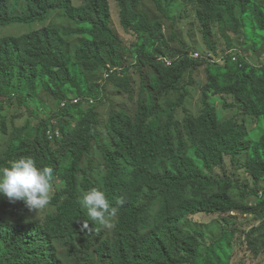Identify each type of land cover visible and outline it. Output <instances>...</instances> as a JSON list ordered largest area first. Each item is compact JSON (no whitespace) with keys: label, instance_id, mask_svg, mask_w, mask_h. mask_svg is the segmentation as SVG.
<instances>
[{"label":"trees","instance_id":"obj_1","mask_svg":"<svg viewBox=\"0 0 264 264\" xmlns=\"http://www.w3.org/2000/svg\"><path fill=\"white\" fill-rule=\"evenodd\" d=\"M143 1L117 0L122 26L138 37L137 44L130 47L112 26L110 0H86L82 6L75 5L74 0H0V27L42 23L50 12L63 10L78 27L68 34L85 38L75 59L65 55V42L58 27L19 38H0V99L11 101L16 97L20 101L23 88L27 96L33 98L39 84L60 108L56 115L46 114L47 118L36 119L38 131L32 138H23L27 127L14 131L13 144L6 158L0 160L2 169L10 166L12 160L33 157L39 168L53 167L54 182L60 181L52 201L56 214L48 215L43 225L27 220L21 212L27 210L23 201L16 202L21 210L11 216L13 222L0 216V264H63L55 244L66 247L72 257L76 256V242L81 240L83 245L89 234L81 230V224L90 222V218L81 205L79 187L84 192L97 187L90 177L94 170L91 155L95 145L103 155L107 173L103 192L113 206L121 197L126 201L115 217L113 237L99 235L87 250H81L85 256L95 247L94 253L101 264H200V239L183 233L179 226L186 218L224 216L235 211L253 215L255 219L263 217L264 200L258 199L254 207L239 204L229 193L232 182L218 181L212 173L224 164L226 157L235 162L245 155L246 172L255 182H264V129L257 140L248 139L246 131L234 120L222 121L211 101L213 95L231 97L246 115L258 119L264 126V67H254L243 56H239L237 62L229 57L224 65L204 60L205 108L198 117L186 115L183 131L175 121L177 104L168 114L166 127L159 131L148 124L158 102H140L134 117L126 112L111 113L106 126L109 146L99 145L98 110L106 98V90L94 83L92 76L105 70L110 72L109 65L122 69L107 80L118 84L131 96V74L125 66L127 55L132 54L139 70L154 72L149 87L160 99L174 91H186V87L177 90L178 84L188 71L198 68L197 61L201 60L184 53L170 67L161 61L169 55L171 40L163 23L151 22L146 13L140 12ZM187 1L198 5L197 16L206 42L212 37L213 26L224 22L234 26L236 34L243 28L247 43H253L258 51L264 39V9L254 6L253 0H241L240 19L233 14L234 0ZM22 2L24 12L17 16L14 11ZM155 2L162 9V0ZM252 16L259 20L253 21ZM15 79L17 85H14ZM71 96L101 103L88 110L82 104H68L61 110ZM2 110L1 103L0 112ZM53 121L59 123L62 141H50L48 133ZM173 129L179 137L178 150L173 144ZM184 135L190 145L185 143ZM161 159L167 160L169 166L160 176L151 168ZM65 161L69 162L66 166ZM86 162L89 172L84 169ZM124 165L134 169L129 181L123 176ZM81 177L83 180L79 183ZM188 190L191 198L186 196ZM148 194L150 202L142 205V199ZM154 201L160 202L158 215L154 225L144 226L143 218ZM10 203L0 194V209H6ZM228 236L226 233L225 240L219 241L220 251L212 249L217 264H222L219 255L229 243Z\"/></svg>","mask_w":264,"mask_h":264},{"label":"rangeland","instance_id":"obj_2","mask_svg":"<svg viewBox=\"0 0 264 264\" xmlns=\"http://www.w3.org/2000/svg\"><path fill=\"white\" fill-rule=\"evenodd\" d=\"M110 1L113 28L126 41L128 46L134 47L137 44L138 37L133 32H128L124 29L121 24L120 8L117 0ZM253 1L254 6L264 9V0ZM74 4L82 6L86 4V0H74ZM197 9L198 5L191 4L187 0H162V9L158 7L155 0H144L140 6V12L146 13L151 22L163 23L164 31L171 40V46L168 49L169 55L165 57L167 60L175 62L184 53H189L190 56L199 54L200 56H204V58L211 57L215 61L223 57L226 58L234 52L243 53L247 59L252 56L258 58L262 56L264 53V39L258 51L255 52L254 44L247 43L246 41L243 28L240 29V34H236L234 26L230 27L224 22L213 26L212 37L206 42L201 30V23L197 16ZM233 14L237 19L241 18V0L233 1ZM252 20L259 19L252 16ZM47 27L60 28L61 37L65 42L64 53L75 59L76 53L85 38L80 35L68 34L71 30H77L78 27L64 15L63 10L50 12L42 23L35 25L1 27L0 38L20 37ZM127 56L125 67L127 70H130L131 74V96L118 84L107 80L106 70L91 77L94 83L99 84L106 90V98L103 99V105L98 110L100 115L99 133L101 135L99 145L102 147L109 146L106 126L111 113L113 111L126 112L131 117H134L140 102L147 104L158 102L159 106L155 115L149 120L148 124L154 126L159 131H163L166 127L168 114L175 104L178 105L175 112V121L181 126L182 131L186 115L198 117L203 113L205 108L203 104V87L207 83L206 64L204 63L206 59L197 61L198 68L188 71L179 82L177 90L186 87V91H174L170 94L162 95L159 99L152 94L149 87L152 84L151 80H154L152 69L144 70V72L139 70L133 55L128 54ZM123 73H120L119 76H124ZM14 85H17L16 79L14 80ZM23 93L24 95L20 101L16 97H12L11 101L0 99V105L1 103L3 104V110L0 112V160L6 158L8 150L13 144L14 131L27 127L23 138H32L38 131L39 122L36 120L37 118H47V115H56L60 111L59 103L50 94L44 92L39 84L35 87L33 98L27 96L24 88ZM211 101L222 121L234 120L240 128L246 131L248 139L252 141L258 139L264 126L260 125L259 120L256 118L246 115L237 106L233 98L222 94L213 95ZM100 103L101 101H95V106ZM88 109L90 107L86 106L85 110ZM70 125L72 126V123ZM4 128L6 133H4ZM184 138L190 144L186 135H184ZM173 141L174 146L178 148L179 137L174 129ZM91 158L94 161L92 164L94 170L90 173L91 180L97 183V189L103 191L107 173L103 155L96 145L94 146ZM68 164V161L64 162L65 166ZM167 168V160L161 159L160 163L151 168V170L156 175L161 176L166 172ZM84 169L89 172L87 162L84 164ZM132 173L133 169L125 165L123 176L127 181L130 180ZM212 173L213 177L218 181L230 180L232 182L229 191L230 196L241 205L249 206L250 204H255L260 192L264 193V182H255L246 172L245 155L237 158L235 162L230 157H226L224 164ZM82 180L83 177L79 179V183ZM57 183L58 180L54 182L53 199L57 194ZM79 190L83 198L86 192H84L81 186ZM186 196L187 198H191L190 190L187 191ZM149 200L150 197L146 195L142 199L141 204L146 205L149 203ZM83 209L87 212L84 207ZM157 210L158 204H153L149 217L150 222H152V216L155 215ZM17 211L16 203L11 202L6 209L4 207L0 209V216L10 220L11 216ZM21 212H24L30 222L42 225L49 214H56V208L50 205L39 216L38 212H33L28 207L27 210H22ZM180 227L183 233L200 239L202 243L200 251L202 261L200 264H207V260H210L212 264H217L212 249L216 248L220 251L219 241L226 237V233H229L227 238L229 243L225 244L224 252L219 255L222 264H264V215L260 219H255V216L243 214L240 211H235L233 214L224 216L200 215L187 218ZM112 234L113 229L107 230L102 227L98 235L94 231L88 234L86 243L81 245V240L76 242L75 247L78 249V253L74 257L71 256L69 249L55 244L58 256L63 264H101L93 253L95 247H91L89 251L92 254L87 258L82 255L81 250H87L91 243L97 241V236L102 235L104 238H112Z\"/></svg>","mask_w":264,"mask_h":264},{"label":"clouds","instance_id":"obj_3","mask_svg":"<svg viewBox=\"0 0 264 264\" xmlns=\"http://www.w3.org/2000/svg\"><path fill=\"white\" fill-rule=\"evenodd\" d=\"M24 4L25 3L22 2L20 7L16 11H14L15 15L20 16L22 12H24L23 10ZM35 24H38V23H35ZM35 24H32V25H35ZM10 26H13V25H10ZM15 26H30V25H15ZM48 28L49 27L45 29H48ZM37 31H41V30H35L34 32H37ZM32 33H29V34H32ZM25 35H28V34H25ZM25 35H22V36H25ZM14 38H19V37H14ZM239 56H243L248 63H250L256 68L264 67V53L259 58L252 56L247 59L243 53L234 52L231 55L227 56L226 58L223 57L216 61L214 58H211V57L204 58V56H200L199 54H196L195 56L191 55V57L195 59H206L212 63H217L221 65H224L229 57H231L234 62H237ZM164 58H161V61L165 63L166 66L170 67L173 65V62L167 60L166 58L164 59ZM109 69H110V72H107L106 74L107 79H110L111 75L115 73L116 71H122V69H115L110 65H109ZM68 104H71L72 106H79L82 104L84 105V107L86 106L90 107V106H95V100H92V99L83 100V99H78L75 96H71L70 99L62 105L61 110L65 109L68 106ZM58 124L57 122L53 121L50 131L48 133L50 141L52 142L62 141L64 139L62 131L58 128L59 127ZM187 145H190V144L187 143ZM178 148L175 147L176 150H178ZM9 164L10 166H6L0 169V194H3L4 196H6L9 199V201H11L12 203H16L18 201L25 202L29 210L33 212H38V216L40 213L44 212L45 209H47L50 205L53 207L52 199H53L54 179H55L54 177L55 169L53 167L45 166L43 168H39L36 164L35 158L33 157H21L19 159L10 161ZM59 183L60 181L58 180L57 184ZM147 196L150 197L151 199L150 194H148ZM263 197H264V193L260 192L259 196L256 198V203L250 204L249 206L251 207L257 206L258 199L264 200ZM80 202H81L82 207H84L87 210V214L90 218V222L84 221L81 224L82 231H86L89 234H91L94 231L98 235L102 227L107 230L113 229V233H114L115 217L118 215L120 207L124 206V204L126 203L123 197L119 198L116 201V206H113L112 203L107 199L106 194L103 191L97 188H93L90 191L84 193L83 198ZM153 204H158V210H159L160 202L154 201L151 204L148 213L143 218L144 223H145L144 226L154 225L155 219L158 215V210L155 213V215L152 216V222H150L149 220V217L151 215V207L153 206ZM20 210L21 209L18 208L19 212ZM4 220L12 221V219L7 220V218H5ZM181 224L179 226H181ZM93 225H95L96 227L93 228ZM112 237H113V234H112ZM91 254L92 253L88 251L85 254V256L90 257Z\"/></svg>","mask_w":264,"mask_h":264},{"label":"built area","instance_id":"obj_4","mask_svg":"<svg viewBox=\"0 0 264 264\" xmlns=\"http://www.w3.org/2000/svg\"><path fill=\"white\" fill-rule=\"evenodd\" d=\"M169 65H170V63H169ZM77 103V102H76Z\"/></svg>","mask_w":264,"mask_h":264}]
</instances>
